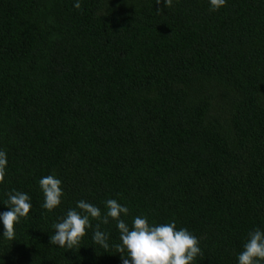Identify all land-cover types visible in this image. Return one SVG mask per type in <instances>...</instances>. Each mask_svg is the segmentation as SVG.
Returning <instances> with one entry per match:
<instances>
[{"label": "trees", "instance_id": "1", "mask_svg": "<svg viewBox=\"0 0 264 264\" xmlns=\"http://www.w3.org/2000/svg\"><path fill=\"white\" fill-rule=\"evenodd\" d=\"M75 2L0 0V213L13 190L32 205L13 240L0 221V264H123L111 219L77 248L50 244L81 199L102 215L117 200L130 228L138 215L187 228L194 264H238L264 230V0ZM50 174L64 192L51 212Z\"/></svg>", "mask_w": 264, "mask_h": 264}, {"label": "clouds", "instance_id": "2", "mask_svg": "<svg viewBox=\"0 0 264 264\" xmlns=\"http://www.w3.org/2000/svg\"><path fill=\"white\" fill-rule=\"evenodd\" d=\"M164 3L171 8L173 0H157V4ZM210 11H218L226 6V0H209ZM74 7L81 9L80 0H76ZM158 14H163L159 9ZM7 154L0 150V181L6 175ZM39 186L44 196L42 208L53 211L61 205L64 195L62 181L54 174L42 177ZM31 197L21 191L13 190L7 193L4 202L9 211L0 213L3 224V238H15V225L21 218H27L32 205ZM106 214L102 215L101 209L83 199L77 201L76 209H69L60 222L54 223L55 232L50 236V244L62 248L74 249L79 247L82 239L87 234L86 230L92 228L91 220L101 221L107 225L111 220L116 221L119 230L120 243L114 245L121 255L123 264H194L198 256L203 253L199 247V239L187 228L177 230L175 222L150 224L146 216H135L131 228L121 218L127 216L129 209L115 199L105 201ZM108 234L100 230V223L95 225L93 241L103 247L109 248ZM126 253V255H125ZM238 264H264V230L257 227L250 231L248 239L243 245V250L238 254Z\"/></svg>", "mask_w": 264, "mask_h": 264}]
</instances>
